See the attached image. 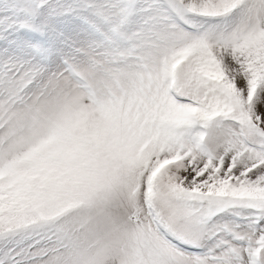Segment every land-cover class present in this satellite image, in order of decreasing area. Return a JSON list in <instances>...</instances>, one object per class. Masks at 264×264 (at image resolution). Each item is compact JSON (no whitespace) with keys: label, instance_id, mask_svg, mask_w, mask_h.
Listing matches in <instances>:
<instances>
[{"label":"snow or ice","instance_id":"6c2138e0","mask_svg":"<svg viewBox=\"0 0 264 264\" xmlns=\"http://www.w3.org/2000/svg\"><path fill=\"white\" fill-rule=\"evenodd\" d=\"M0 264H264V0H0Z\"/></svg>","mask_w":264,"mask_h":264}]
</instances>
